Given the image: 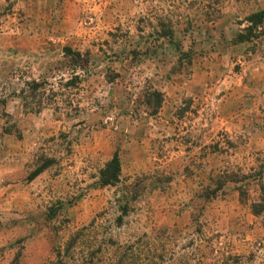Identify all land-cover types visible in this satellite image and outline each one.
<instances>
[{
    "label": "rangeland",
    "instance_id": "obj_1",
    "mask_svg": "<svg viewBox=\"0 0 264 264\" xmlns=\"http://www.w3.org/2000/svg\"><path fill=\"white\" fill-rule=\"evenodd\" d=\"M263 10L0 0V264H264Z\"/></svg>",
    "mask_w": 264,
    "mask_h": 264
},
{
    "label": "trees",
    "instance_id": "obj_2",
    "mask_svg": "<svg viewBox=\"0 0 264 264\" xmlns=\"http://www.w3.org/2000/svg\"><path fill=\"white\" fill-rule=\"evenodd\" d=\"M245 21L247 25H245L240 31L235 34V38L233 39L234 42H243L248 41L251 38L255 37L256 33L255 30L257 29L258 25L264 22V10L257 11L251 13L245 17ZM65 53H72L78 59L77 66L80 69H84V67L88 64L89 56L85 53H80L78 51H71V49H66ZM40 86L39 83L32 81L31 88L33 89V93L37 90ZM149 100L147 101L148 104H151L153 108V112L160 107L162 103V95L159 91L153 90L150 95L147 97ZM151 102V103H150ZM121 173V164L118 154L115 152L111 159L105 163L103 168L99 171V183L102 186L105 185H114L116 182L119 181ZM264 189V188H263ZM213 194V193H212ZM252 213L258 215L263 214L264 216V194H260L257 201H254L250 205ZM54 264H67L62 261H56Z\"/></svg>",
    "mask_w": 264,
    "mask_h": 264
}]
</instances>
